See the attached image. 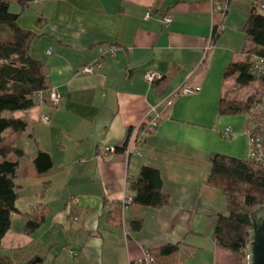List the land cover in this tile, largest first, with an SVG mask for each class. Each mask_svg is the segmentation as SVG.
Instances as JSON below:
<instances>
[{
	"label": "crops",
	"instance_id": "obj_1",
	"mask_svg": "<svg viewBox=\"0 0 264 264\" xmlns=\"http://www.w3.org/2000/svg\"><path fill=\"white\" fill-rule=\"evenodd\" d=\"M8 1L14 13L21 12L17 0ZM255 1L38 0L27 9L19 24L38 36L34 53L62 100L53 106L46 98L15 114L27 122L23 136L7 144L24 155L11 156L20 163V213L12 216L0 256L14 258V264H133L146 252L180 244L178 264H244L214 242L227 203L207 179L213 153L247 159L248 117L220 116L219 106L236 84V77L224 79L227 67L247 61L254 49L243 28ZM225 4L224 13L216 10ZM149 10L153 16L146 19ZM166 15L173 19L167 27ZM110 46L116 55L107 56L99 73L79 74ZM150 71L170 76L167 85L146 82ZM185 84L201 90L167 109L160 106ZM154 107L163 116L159 126L140 155L126 156L131 131ZM48 114L51 122L45 124ZM227 128L230 140L222 138ZM104 146L118 151L98 159ZM40 151L53 163L44 175L34 165ZM143 166L160 170L168 206L125 203ZM41 212L47 215L43 227L26 233L25 214ZM134 221L142 222L140 231L132 229Z\"/></svg>",
	"mask_w": 264,
	"mask_h": 264
},
{
	"label": "trees",
	"instance_id": "obj_2",
	"mask_svg": "<svg viewBox=\"0 0 264 264\" xmlns=\"http://www.w3.org/2000/svg\"><path fill=\"white\" fill-rule=\"evenodd\" d=\"M38 0H17L20 13L11 10L8 0H0V248L2 241L12 226V216L19 214L17 204L21 197L16 180L20 163L12 155L22 158L21 151L11 150L7 144L20 139L27 129V122L15 116L18 112L29 111L40 104L38 95L47 96L51 89L47 65L39 60L33 49L38 36L23 29L19 20L23 13ZM38 26L41 19L38 20ZM248 40L254 46L248 59L241 63H231L224 79L236 77V84L248 87L259 82L261 92L245 101L222 98L220 116L245 115L249 119L248 130L260 135L264 151V111L257 110L264 97V76L254 72V58H264V11L255 7L244 28ZM214 30V40L218 37ZM213 42V41H212ZM170 80L164 77L155 85L163 88ZM39 175L47 174L53 166L48 153L40 151L34 161ZM210 173L207 184L220 189L227 203V215H220L214 232V242L228 250L234 257H247L252 230L251 212L264 206V161L240 160L223 154L213 153L210 158ZM133 197L129 205L160 209L170 204V198L162 190L160 170L143 166L137 181L131 184ZM25 232L34 233L43 227L46 213L25 214ZM141 221H134L132 229L140 231ZM180 244H168L148 252L153 264H178ZM15 259L0 256V264H14ZM135 264V263H133Z\"/></svg>",
	"mask_w": 264,
	"mask_h": 264
},
{
	"label": "built area",
	"instance_id": "obj_3",
	"mask_svg": "<svg viewBox=\"0 0 264 264\" xmlns=\"http://www.w3.org/2000/svg\"><path fill=\"white\" fill-rule=\"evenodd\" d=\"M257 8L258 11L262 12L264 11V0H256L254 3V8ZM228 8L227 4L223 6H218L216 10L219 12L224 13L225 10ZM153 16V13L151 10H149L146 14V19H150ZM173 22V19L166 15L163 18V23L167 27ZM211 45L209 44L206 48V53L210 50ZM116 47L110 46L107 49H101L99 52V56L92 62L88 63L87 65L83 66L79 70V74L84 75H94L99 73L104 66V63L106 61L107 56H115L116 55ZM48 54H51V51L48 52ZM206 55V54H205ZM254 72L258 76H264V58H254ZM164 77L156 72H148L145 76L146 82H148L150 85H155L156 82H159ZM201 88L199 86H192V85H183L173 92H171L168 97L160 104H165V108H169L172 106L173 102L182 96H188L193 95L198 92H200ZM38 98L40 102H43L46 98L52 103L53 106H58L59 103L62 100L61 93L54 88H51L48 92L47 96L43 93H40L38 95ZM159 107V106H158ZM158 107H154L150 109L148 114L144 117L142 122L134 128L129 136V139L126 143V145L123 147V151L126 154V156H131L133 154L139 153L140 146L149 138V136L156 130V128L159 126L161 120H162V113L158 111ZM257 110L262 109L264 111V97L262 98V104L260 107L256 108ZM42 122L45 124H50L51 122V115H44L42 117ZM249 135V157L248 159L258 161L262 163L264 161V151H263V145L260 135H255L251 131L248 130ZM222 138L225 140H230L232 138V131L230 128L225 129L222 132ZM118 151V148L114 146H104L101 147L97 152V158L102 160L110 159L111 156L116 154ZM70 202L72 205L78 204V200L75 198H71ZM130 200H126L125 203H130ZM155 262L154 258L150 256L148 252L144 253L143 257L135 262V264H153Z\"/></svg>",
	"mask_w": 264,
	"mask_h": 264
},
{
	"label": "water",
	"instance_id": "obj_4",
	"mask_svg": "<svg viewBox=\"0 0 264 264\" xmlns=\"http://www.w3.org/2000/svg\"><path fill=\"white\" fill-rule=\"evenodd\" d=\"M251 220L252 230L247 247L248 264H264V206L251 212Z\"/></svg>",
	"mask_w": 264,
	"mask_h": 264
},
{
	"label": "rangeland",
	"instance_id": "obj_5",
	"mask_svg": "<svg viewBox=\"0 0 264 264\" xmlns=\"http://www.w3.org/2000/svg\"><path fill=\"white\" fill-rule=\"evenodd\" d=\"M260 85V83H259ZM256 86H258V84L256 85H250L247 88H243L238 86L237 84H235L232 88H230L225 95V99L226 100H237V101H245L248 98H250L251 96L255 95V94H259L262 89H261V85L259 88H257ZM263 93L261 92V95ZM235 116H242L243 118L245 117V115H235ZM246 119V118H244ZM249 157V150H248V154H247V159ZM244 264H248V259L247 257L242 258Z\"/></svg>",
	"mask_w": 264,
	"mask_h": 264
}]
</instances>
